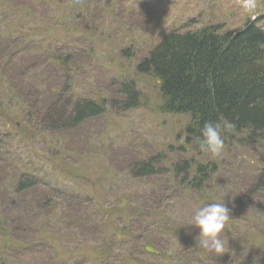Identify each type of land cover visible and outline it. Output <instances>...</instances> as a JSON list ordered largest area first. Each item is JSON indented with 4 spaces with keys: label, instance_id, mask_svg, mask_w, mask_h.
Returning a JSON list of instances; mask_svg holds the SVG:
<instances>
[{
    "label": "rangeland",
    "instance_id": "374dc122",
    "mask_svg": "<svg viewBox=\"0 0 264 264\" xmlns=\"http://www.w3.org/2000/svg\"><path fill=\"white\" fill-rule=\"evenodd\" d=\"M59 1H43L49 12L37 20L30 15H19L8 7V0H1V29L20 38L31 35L36 40L49 41L66 49L69 58L74 59L73 64L70 63L69 79L76 89L73 87V96L68 91L63 95L60 90L59 98H66L70 105L74 99L84 101L101 96L107 100L108 109L101 118L87 119L81 124L82 130L63 136L24 119L16 109L4 104L5 108L0 109V194L6 191V198L17 196L12 191L13 181L25 171L24 165H28L38 171L33 178L36 183L54 188V191L46 190L51 194L50 202L58 208L64 201L59 197L61 186L67 187L64 190L71 188L80 196H89L86 200L69 194L72 203L82 212H88L83 216L85 224L101 222V232L90 230L80 237L84 239L79 248L81 252L93 254L94 249L107 256L106 251L110 250L108 261H101V256L95 253L88 256L90 259L98 256L90 261L93 264H219L213 261L220 256L195 247L194 237L199 230L181 225L188 223L195 209L204 204L224 202L230 210V219L221 233L225 250L240 249L242 257H249L251 263H255L257 257L264 254V200L256 207L242 199L237 203L239 195L235 191L244 175L264 169V144L232 146L224 154L215 156L217 167L223 172L221 180L226 182L214 181L204 191L183 192L177 184L167 189L162 185L166 183L165 173L137 179L117 167L111 170L110 165L118 162L120 155L122 160L131 157L133 151H129L132 150L129 147L137 151V156H142L144 147L164 154L175 146L188 123L187 116L160 114L155 81L135 75L136 63L156 44L153 42L171 31H195L211 26L218 27L220 33L239 29L246 20H256L264 13V0H253L251 7H244L242 0H106L109 4L103 12L101 8L91 9L90 15L84 3L71 0L66 9ZM56 2L60 5L55 6ZM32 4L36 6L37 0ZM123 10L135 15L121 26ZM98 26L101 31L97 34ZM119 27L126 30L124 35L118 31ZM122 48H131L133 55L127 59L120 57ZM51 68L54 69L53 65ZM126 79L137 89L139 101L134 109L123 111L119 109L120 104L113 103L119 99L114 96V87ZM51 103L47 105L50 107ZM83 131L90 132L89 140ZM170 160V157L164 158L159 173L169 171ZM64 175L74 179H66ZM37 186L43 188V185ZM160 186L165 188L161 195ZM124 202L128 204L123 206ZM237 204L241 205L239 209ZM2 205L0 201V207ZM114 212L117 215L113 217ZM120 219L125 222L121 224ZM119 231L124 233L125 243L116 242ZM145 246L152 247L158 254L146 252ZM47 264L57 262L51 260ZM69 264L86 263L74 259Z\"/></svg>",
    "mask_w": 264,
    "mask_h": 264
},
{
    "label": "trees",
    "instance_id": "16d2710c",
    "mask_svg": "<svg viewBox=\"0 0 264 264\" xmlns=\"http://www.w3.org/2000/svg\"><path fill=\"white\" fill-rule=\"evenodd\" d=\"M43 1L37 0L34 6V0H8L10 6H7L19 15H30L38 20L49 12ZM74 1L84 3L89 15L91 9L101 8L103 12L109 4L106 0ZM59 2L66 9L71 4V0ZM60 4L56 2L55 6ZM115 13L116 10L112 16ZM123 13L120 25L128 23L135 15L126 10ZM2 16L3 19L4 12ZM257 18L255 21L246 20L241 28L225 33L211 26L195 31H171L153 42L156 44L136 63L135 75L151 77L155 81L159 97L157 111L160 114L187 116L188 123L179 135L183 143L176 142L164 154L144 147L142 156H137V151L129 147L132 149L129 151H133L132 156L122 160L120 155L118 162L110 165L111 170L117 167L122 173L127 175L129 172L137 179L165 173L164 187L177 184L183 192L204 191L214 181L226 182L221 180L223 172L218 169L215 156L201 151L197 143L205 122L222 125L224 148L221 154L232 146L264 144V25H260L264 24V13ZM95 30L98 34L101 28L98 26ZM118 31L123 34L126 30L119 27ZM127 31L131 32L130 29ZM66 53L67 50L57 44L36 40L31 35L25 34L20 38L4 33L0 25V108L5 104L16 109L24 119L43 126L54 135L63 136L69 135L70 131L82 130L81 124L87 119L101 118L108 109L107 100L101 99V96L84 101L74 99L70 105H67L66 98H59L60 90H63V95L68 91L71 96L75 91L69 79L70 63L72 61L73 64L74 59ZM132 55L131 48H122L119 53L126 59ZM136 90L131 81L122 80L114 87V96L120 100L113 103L120 104L119 109L123 111L134 109L139 101ZM53 100L55 102L51 103ZM113 103L110 105L114 107ZM225 122L233 125L228 132L223 131ZM83 135L90 139V132L83 131ZM168 157L172 159L168 162L169 171L159 173V166ZM24 170L13 181L12 191L17 196L6 198V191L0 194L1 205L4 203L0 207V264H13L15 261L19 264H47L51 260L57 264H69L74 259L93 264L90 261L98 256L92 259L88 256L94 253L101 256V261H108L106 258H111L110 250L106 251L107 256H102L105 252L97 253L94 249L93 254L79 250L84 241L80 237L90 230L101 232V222L95 220V223L85 224L83 216L88 212H82L76 203H72L69 194L86 200L90 199L89 196H80L71 188L64 190L67 187L61 186L59 197H63L64 201L58 208L53 201L50 202L51 194L47 192L54 191V188L33 180L38 173L34 167L24 165ZM64 178L74 179L66 175ZM242 179L235 191L239 195L237 203L242 199L245 203L251 201L253 207L258 206L264 200V169L244 175ZM37 185H43V188ZM159 191L161 195L165 188L160 186ZM201 200L205 198L201 197ZM127 204L124 202L123 206ZM240 206L237 204L238 209ZM116 215L117 212H114L113 217ZM120 220L121 224L125 222ZM116 242L125 243L121 231L116 235ZM225 251L229 253L219 255L220 258L216 257L213 262L221 264L231 259L226 264L254 263L249 257H242L240 249ZM195 259L202 260L201 257ZM207 261L210 262V259ZM254 264H264V254L261 253Z\"/></svg>",
    "mask_w": 264,
    "mask_h": 264
},
{
    "label": "clouds",
    "instance_id": "9594fccd",
    "mask_svg": "<svg viewBox=\"0 0 264 264\" xmlns=\"http://www.w3.org/2000/svg\"><path fill=\"white\" fill-rule=\"evenodd\" d=\"M253 0H242L244 7H251ZM231 123L223 124V131L232 129ZM222 125L219 122L207 121L203 125L197 143L201 151L210 153L212 156L221 155L224 148ZM230 219V210L223 203H208L195 209L189 222L181 226H192L199 230L194 237L195 247L214 253L216 256L225 253V242L221 238L226 223Z\"/></svg>",
    "mask_w": 264,
    "mask_h": 264
},
{
    "label": "bare ground",
    "instance_id": "6f19581e",
    "mask_svg": "<svg viewBox=\"0 0 264 264\" xmlns=\"http://www.w3.org/2000/svg\"><path fill=\"white\" fill-rule=\"evenodd\" d=\"M4 108H5V107H2V108H0V109L2 110V109H4ZM176 142H178L179 144H182V143H183L182 137H181V138L178 137V140H177ZM171 186L174 187L173 184H167V185H166V188H167V189H168V188H172Z\"/></svg>",
    "mask_w": 264,
    "mask_h": 264
},
{
    "label": "water",
    "instance_id": "95a60500",
    "mask_svg": "<svg viewBox=\"0 0 264 264\" xmlns=\"http://www.w3.org/2000/svg\"><path fill=\"white\" fill-rule=\"evenodd\" d=\"M146 250L148 251V252H154L152 249H150V248H146Z\"/></svg>",
    "mask_w": 264,
    "mask_h": 264
}]
</instances>
